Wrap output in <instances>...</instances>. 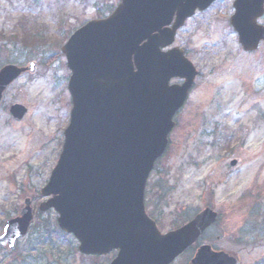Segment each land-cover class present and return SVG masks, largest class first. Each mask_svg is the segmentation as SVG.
Segmentation results:
<instances>
[{"label":"rangeland","instance_id":"1","mask_svg":"<svg viewBox=\"0 0 264 264\" xmlns=\"http://www.w3.org/2000/svg\"><path fill=\"white\" fill-rule=\"evenodd\" d=\"M232 1L217 0L187 19L173 44L185 51L198 76L148 178L145 210L162 233L205 207L218 218L171 264H188L201 244L240 264H264V46L241 49L229 23ZM118 2L0 0V67L7 60L37 63L34 73L6 89L0 104V231L25 198L35 213L27 236L11 252L0 251V264H107L112 258L71 253L75 240L59 232L56 213L39 212L37 206L71 108L70 71L60 46L74 29L107 16ZM259 22L264 24V16ZM30 29L47 31L41 45L22 43L23 31ZM15 103L27 108L21 121L8 112Z\"/></svg>","mask_w":264,"mask_h":264},{"label":"water","instance_id":"2","mask_svg":"<svg viewBox=\"0 0 264 264\" xmlns=\"http://www.w3.org/2000/svg\"><path fill=\"white\" fill-rule=\"evenodd\" d=\"M215 0H120L105 18L77 28L61 46L70 70L71 100L63 143L40 195L38 210H54L59 229L72 235L82 255L116 251L109 264H171L215 221L209 207L186 224L161 233L145 212L144 191L155 162L168 146L173 117L184 105L197 70L182 49L169 47L196 10ZM230 25L244 52L264 44V0H234ZM37 63L0 68V104L5 90ZM172 78L182 84H169ZM27 109L13 104L15 121ZM235 161L230 165L234 166ZM33 220L25 198L6 219L0 247L12 249ZM189 264H239L208 244Z\"/></svg>","mask_w":264,"mask_h":264},{"label":"trees","instance_id":"3","mask_svg":"<svg viewBox=\"0 0 264 264\" xmlns=\"http://www.w3.org/2000/svg\"><path fill=\"white\" fill-rule=\"evenodd\" d=\"M44 30V29H43ZM43 30H38V29H30V30H24L23 31V44L25 45H34V46H39L42 43V40L44 39V35L46 34ZM12 35H15L14 33ZM68 35V32H67ZM46 37V35H45ZM22 41V40H21ZM9 59V58H7ZM12 61L7 60L6 63H11ZM56 229V228H55Z\"/></svg>","mask_w":264,"mask_h":264},{"label":"flooded vegetation","instance_id":"4","mask_svg":"<svg viewBox=\"0 0 264 264\" xmlns=\"http://www.w3.org/2000/svg\"><path fill=\"white\" fill-rule=\"evenodd\" d=\"M234 1V0H233ZM233 1H232V4H231V7H232V9H233ZM196 13H198V11H196L195 12V14ZM184 51V50H183ZM184 53H185V51H184ZM183 82V80H181V79H176V78H174V79H172L171 81H170V84L171 83H178V84H181ZM16 244H17V242H16ZM15 244V245H16ZM15 248V247H14ZM13 250V249H12ZM11 250V251H12ZM77 250V242L75 241V244H74V246H73V249L71 250V253H75V251ZM0 251L1 252H11V251H9V250H7V249H5V248H0ZM70 253V254H71ZM115 254H116V252L115 251H113V252H110L109 254H107V255H104V256H98V255H90V256H83V257H87V258H90V259H95V260H98V259H100V258H103V257H106V256H111L112 258L111 259H113L114 258V256H115ZM81 256V255H80ZM111 261V260H110ZM109 261V262H110Z\"/></svg>","mask_w":264,"mask_h":264}]
</instances>
